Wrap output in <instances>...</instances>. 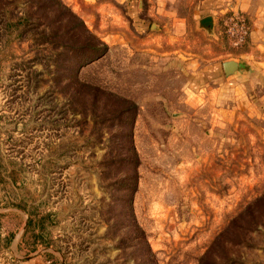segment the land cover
<instances>
[{"label": "rangeland", "instance_id": "1", "mask_svg": "<svg viewBox=\"0 0 264 264\" xmlns=\"http://www.w3.org/2000/svg\"><path fill=\"white\" fill-rule=\"evenodd\" d=\"M61 1L106 48L77 67L89 86L73 91L76 57L0 28V233L27 215L23 238L49 241L64 264H264V210L226 226L264 192V33L248 26L229 45L222 20L244 12L227 8L214 55L201 0ZM26 5L10 4V18ZM229 57L245 75H223ZM90 86L136 104L134 163L113 101ZM132 167L127 202L119 178ZM220 231L224 246L202 259Z\"/></svg>", "mask_w": 264, "mask_h": 264}, {"label": "trees", "instance_id": "2", "mask_svg": "<svg viewBox=\"0 0 264 264\" xmlns=\"http://www.w3.org/2000/svg\"><path fill=\"white\" fill-rule=\"evenodd\" d=\"M14 1L0 0V28L2 31L5 34L15 32L17 36L29 35L34 41H38L41 44L51 43L52 46H59L62 53L73 55L77 60V66L73 67L74 69L71 72V76H73L77 85L72 87L73 91L78 90L79 86H89L85 82L76 79L77 67L102 54L106 48L105 44L90 32L76 13L63 4L61 0H28V5L26 7L22 6V13L12 19L8 12L10 11V4ZM54 19L57 21L55 25L51 24ZM90 87L94 90V95L101 94V101L104 104L113 101L111 107L108 108L110 118L114 124L118 125V131L126 132L124 141L130 150L128 159L132 158L134 163L136 153L132 144L131 128L136 112V104L134 101L111 91ZM132 170L131 173L124 174L119 178L120 181H123V186L126 188L127 193L124 195L127 202L130 201V195L135 187L134 167H132ZM263 208L264 192L247 203L242 212L232 216L226 226L232 228L236 225H241V223L259 222L258 215L264 210ZM129 209L131 210L130 207ZM246 215L250 216L251 219H247ZM224 233L223 231L218 232L211 245L202 254V259L209 256L214 249L218 248L220 251L224 246L221 242L224 239ZM239 241L240 237L236 234L233 235L232 242L236 243Z\"/></svg>", "mask_w": 264, "mask_h": 264}, {"label": "crops", "instance_id": "3", "mask_svg": "<svg viewBox=\"0 0 264 264\" xmlns=\"http://www.w3.org/2000/svg\"><path fill=\"white\" fill-rule=\"evenodd\" d=\"M201 3L204 12L196 18V24L197 19L202 15H212L213 33L207 34L205 30L202 29V32H204V34L209 38V40L206 41L207 46L211 47L212 49L220 45L217 39L218 37L214 36V33L218 28V18L220 15L222 16L227 8H237L243 11L244 15L248 18V22L251 21V23L249 22L248 25L249 38L255 39V37L261 36L262 32L264 33V0H201ZM214 37L216 39H214ZM207 52L215 55L219 51L216 48V51L207 49ZM203 58L208 59V55L203 56L200 54V59ZM216 58L217 57H214L212 60H215ZM190 70L192 71L194 68L191 67ZM7 209L9 210H7L6 213L15 214V211L12 207H8ZM28 220L29 219L27 215L22 216L21 226H19L16 231L14 229H9L6 230L4 234L0 233V240L4 239L2 243L4 244V260L1 259L2 261L0 264H64L60 250L56 246H53L49 241L42 243L38 241V239H35L34 243H31L32 241L28 242L23 238V233L25 231L24 226L26 223H28Z\"/></svg>", "mask_w": 264, "mask_h": 264}, {"label": "built area", "instance_id": "4", "mask_svg": "<svg viewBox=\"0 0 264 264\" xmlns=\"http://www.w3.org/2000/svg\"><path fill=\"white\" fill-rule=\"evenodd\" d=\"M222 25V31L229 45L237 47L245 41L248 32V24L243 14L231 11V13L222 20Z\"/></svg>", "mask_w": 264, "mask_h": 264}, {"label": "water", "instance_id": "5", "mask_svg": "<svg viewBox=\"0 0 264 264\" xmlns=\"http://www.w3.org/2000/svg\"><path fill=\"white\" fill-rule=\"evenodd\" d=\"M198 27L205 30L207 34L213 33V17L211 14L202 15L197 19ZM150 27H155L153 22L150 23ZM221 70L225 77L245 75L247 68L244 63L236 58H224L220 60Z\"/></svg>", "mask_w": 264, "mask_h": 264}]
</instances>
